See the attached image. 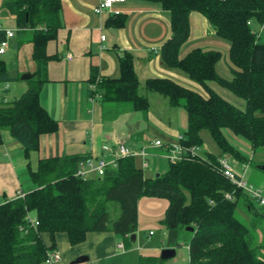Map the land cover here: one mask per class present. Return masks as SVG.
<instances>
[{
	"label": "trees",
	"instance_id": "obj_1",
	"mask_svg": "<svg viewBox=\"0 0 264 264\" xmlns=\"http://www.w3.org/2000/svg\"><path fill=\"white\" fill-rule=\"evenodd\" d=\"M170 12L171 37L161 48L162 60L179 69L188 78L204 86L207 96L169 77H149L141 92V82L134 66V56L125 51L120 58L121 75L104 78L92 66V94H101L109 103L127 104L133 111L148 112V93H157L171 107H184L188 128L180 137L184 146L202 145V131L211 132L223 153L241 163L250 161L226 137L224 130L248 140L253 154L264 151V43L254 25L264 29V0H154ZM4 8L14 15L20 40L33 43L35 76L20 96L0 102V145L3 130L24 147L25 157L39 151L42 137L58 130V122L41 103L40 94L48 81V63L58 56L49 55L48 44L58 38L62 22V0H7ZM203 14L216 34L229 44V58L234 77L226 79L217 70L221 51L195 47L182 55V46L190 37V14ZM117 16V15H116ZM120 19L114 24L124 25ZM30 33V37L27 34ZM7 31L0 28V46ZM11 76L0 54V83ZM216 82L245 101L242 110L213 90ZM162 142V141H161ZM165 153L168 147L165 145ZM253 155V156H254ZM83 155L40 158L37 168H30L36 186L25 197H0V264H45L49 252L57 249V235L65 233L71 245L86 240L89 232L114 231L125 243L138 228V201L143 195L169 200L163 223L179 233L193 227L189 242L190 264H264L262 246H255L250 229L237 217L241 201L254 211L251 197L223 173L220 157L207 152L189 159L169 162L164 173L146 177L136 157L121 158L104 176L85 178L77 175ZM264 164V162H260ZM234 193V199L225 197ZM114 207V208H113ZM114 209L117 210L114 213ZM30 217L39 221L33 225ZM189 231V230H187ZM48 234L50 243L44 238ZM178 236L172 246L179 245ZM141 261L161 264L158 255H141ZM86 264V263H84Z\"/></svg>",
	"mask_w": 264,
	"mask_h": 264
},
{
	"label": "crops",
	"instance_id": "obj_2",
	"mask_svg": "<svg viewBox=\"0 0 264 264\" xmlns=\"http://www.w3.org/2000/svg\"><path fill=\"white\" fill-rule=\"evenodd\" d=\"M6 1L0 0V28L12 30L14 36L9 39L2 56H7L11 61L9 64L5 59L14 79L6 83L8 87H1L5 89V94H2L5 102L28 89L29 80L22 79V75L36 73L37 68L33 59V43L27 40L17 45L20 40L18 25L14 15L4 8ZM99 2L62 0L63 25L58 38L47 47L48 54L58 58L48 63L49 79L40 94L42 105L58 122L59 128L42 137L40 150L31 153L29 159L25 157L23 145L9 130H3L4 142L0 145L1 198L14 199L19 190L27 193L36 188L30 178V168L33 169L35 163L38 166L40 158L83 155L87 158L112 159L121 143L136 152L145 150L148 153L145 159L137 157L141 162L148 161L150 168L148 158H165L163 141L161 146H155L154 142L161 139L157 138L154 142L143 140L140 128L130 123L128 117L136 111L128 105L124 106V103L104 102L101 96L93 95L95 88L90 79L94 65L98 67L101 77H120V58L125 51H129L134 56L140 81L158 76L172 78L184 86L186 84L182 82L189 84L190 78L184 72L169 67L160 56L163 44L172 35L170 12L158 1L125 0L115 4L114 12L99 15L95 11ZM120 19L125 21L124 25H115ZM190 29V37L181 49L182 55L195 47L208 49V44L213 42L212 36L216 34L208 19L197 11L190 14ZM102 35L106 36L105 40H102ZM30 36L28 33L27 37ZM149 111L143 113L148 114ZM181 135L178 134L179 140ZM159 158L153 165L155 171L164 168L161 163L158 166ZM44 238L50 243L48 234H44ZM117 239L113 231L89 232L84 242L71 245L68 236L59 233L57 249L62 253V259L55 264H71L82 255L90 257L86 264H99L116 256L118 249H123L120 254L128 253L125 243ZM138 239L136 234L133 241ZM121 243L124 248L119 247Z\"/></svg>",
	"mask_w": 264,
	"mask_h": 264
},
{
	"label": "rangeland",
	"instance_id": "obj_3",
	"mask_svg": "<svg viewBox=\"0 0 264 264\" xmlns=\"http://www.w3.org/2000/svg\"><path fill=\"white\" fill-rule=\"evenodd\" d=\"M254 28L259 32L258 38L260 39V42L264 43V29L258 23L254 25ZM212 37L213 38L211 39L213 42L208 44V49H216L221 51L223 54L217 64L218 73L226 79H232L234 77V71L229 58L230 44L226 39L219 37L217 34ZM3 58L11 64V61L7 58V56L3 55ZM141 75L140 71V76ZM189 80V84L186 82L182 83H185L186 87L196 90L202 95H209L208 90L204 86L192 79ZM145 81L146 80L140 81L142 83V93H145ZM209 85L213 90L226 97L238 108L242 110L245 109L246 106L243 99H240L231 92L223 89L216 82H210ZM2 86H6V83H0V94H5V89L1 88ZM148 97L151 103L149 113L145 114L141 111L130 113L132 114L128 117L130 123L136 124V127L140 128L143 140L154 142L155 139L159 138L163 141L164 145L177 143L179 141L178 134H183L188 128V116L186 109L184 107H177L173 109L169 106L168 100L157 93H148ZM124 106H127V104ZM175 131H178L179 133L177 132L175 134ZM224 133L233 145H235L245 155L247 154L249 156L250 161L246 162L247 167H244L243 163L236 161L233 155L223 153L211 132L208 130L202 131L201 135L203 142L202 145L197 147V152L200 155H206L207 152H210L218 157H227L229 163L235 168V170L239 173H245V177L248 182L255 188L260 189L264 196V171L258 167L260 162H264V151L254 155L248 140L235 135L230 129H225ZM158 151L162 152L161 149H158ZM158 158L159 157L148 158L151 168L149 167L144 169L146 177H154L158 173H164L167 171L169 162L163 157L159 158L160 160L158 162V166L160 167L162 164L164 165V168H158V171L153 170L154 162L155 160H158ZM136 164L141 166V159L139 157H136ZM36 168L37 166L35 163L33 165V169L35 170ZM251 202L253 204L254 211H257L259 215H255L254 212H250L244 205V202L241 201L238 205L237 217L250 229L253 244L255 246L263 247L261 248L262 250L260 255L261 257H264V205H262L256 198H251ZM168 206L169 200L167 198L149 195L141 196L138 201V228L135 233L139 239L126 242V249L128 250V253L120 254L123 249H118V254L116 256L105 259L99 262V264H150L149 261H141L139 254H152L160 256L161 250L169 246L168 235L170 229H168V227L163 223ZM116 211L117 210L114 209V213ZM187 228L179 233V245L176 246V255L165 260L161 259V264H190L189 242L192 237V232L190 230L187 231ZM116 236L118 238L117 240L123 241L120 235L116 234ZM153 249L158 250L153 251Z\"/></svg>",
	"mask_w": 264,
	"mask_h": 264
},
{
	"label": "built area",
	"instance_id": "obj_4",
	"mask_svg": "<svg viewBox=\"0 0 264 264\" xmlns=\"http://www.w3.org/2000/svg\"><path fill=\"white\" fill-rule=\"evenodd\" d=\"M125 0H100L99 4L95 7V11L102 15L104 12H114V6L118 2H124ZM118 13V12H116ZM14 36V32L12 30L7 31V38L4 40L0 46V54L5 53L6 47L8 46L9 39ZM106 36L102 35V40H105ZM8 87V85H6ZM96 88V86H93ZM97 96H101L100 93L96 94ZM2 100V94H0V102ZM155 146H161V140H156L154 142ZM168 152L164 153V157L170 162L175 163L177 161H182L184 159H189L192 156L199 155L197 152V147H187L182 145L181 143L167 145ZM148 153L145 150L140 152H136L130 149L126 144L121 143L119 144L116 156L112 159L107 157H100L95 159L93 157H88L82 160L79 164V168L77 170V175H80L85 178H90L93 176H104L109 168L116 167L121 158L134 156V157H145ZM220 163L222 165V170L224 175L238 188L243 189V191L249 195L251 198H256L259 202L264 205V196L260 189L255 188L252 184L248 182L245 177V173H239L235 170V168L229 163L228 158L223 156L220 157ZM142 168L146 169L149 167V163L146 160H142L141 162ZM244 167H247L246 163H243ZM26 193L24 191L19 190L16 194L15 198L25 197ZM225 197L228 199H234V193L226 192ZM30 221L33 225H38L39 221L34 218L30 217ZM120 248H124V244H119ZM62 259V253L59 250H55L49 252L48 257L45 260V264H55Z\"/></svg>",
	"mask_w": 264,
	"mask_h": 264
},
{
	"label": "water",
	"instance_id": "obj_5",
	"mask_svg": "<svg viewBox=\"0 0 264 264\" xmlns=\"http://www.w3.org/2000/svg\"><path fill=\"white\" fill-rule=\"evenodd\" d=\"M35 76V73H25L22 75V79L30 80ZM261 170L264 171V164H260L258 166ZM160 173L157 174L159 176ZM187 230H193V227H188ZM178 236V232L174 229H170L169 235H168V242L169 246L162 249L160 253V258L165 260L168 258H171L176 255V247L172 246L173 242ZM132 239H136V234H132ZM90 261V257L87 255H82L77 257L75 260L72 261L71 264H84Z\"/></svg>",
	"mask_w": 264,
	"mask_h": 264
}]
</instances>
